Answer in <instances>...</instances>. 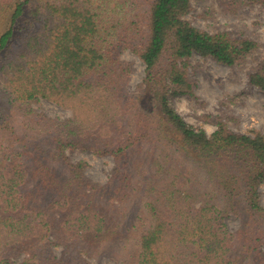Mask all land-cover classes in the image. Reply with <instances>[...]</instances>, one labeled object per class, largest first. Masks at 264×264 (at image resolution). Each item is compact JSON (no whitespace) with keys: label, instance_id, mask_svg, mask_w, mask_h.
Segmentation results:
<instances>
[{"label":"trees","instance_id":"16d2710c","mask_svg":"<svg viewBox=\"0 0 264 264\" xmlns=\"http://www.w3.org/2000/svg\"><path fill=\"white\" fill-rule=\"evenodd\" d=\"M135 2L0 0V264H93L107 247L118 264H264V134L221 117L208 133L170 101L193 94V53L233 65L261 43L191 24L192 0ZM249 80L264 90V59ZM79 150L112 157L105 182Z\"/></svg>","mask_w":264,"mask_h":264},{"label":"rangeland","instance_id":"374dc122","mask_svg":"<svg viewBox=\"0 0 264 264\" xmlns=\"http://www.w3.org/2000/svg\"><path fill=\"white\" fill-rule=\"evenodd\" d=\"M134 2L143 11L151 0ZM184 17L191 24L210 32L226 30L233 37H250L261 45L233 65L193 53L184 60L187 76L193 84V94H176L170 98L171 103L187 122L204 127L208 133L221 117L232 130H258L264 134V90L249 80V74L264 59V5L246 0H192V9ZM121 57L131 66L127 88L138 92L144 63L127 48L122 49ZM31 106L51 116H71L70 110L44 98L32 102ZM71 157L85 159L88 162L87 174L98 182H105L114 166L111 156L90 151H73ZM259 191L264 203V181ZM225 221L231 229L239 224V219L232 214L227 215ZM117 259L114 247L104 248L90 257L93 264H118Z\"/></svg>","mask_w":264,"mask_h":264}]
</instances>
